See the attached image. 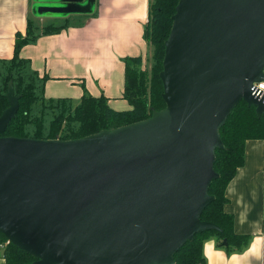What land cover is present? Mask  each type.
<instances>
[{"label":"water","instance_id":"95a60500","mask_svg":"<svg viewBox=\"0 0 264 264\" xmlns=\"http://www.w3.org/2000/svg\"><path fill=\"white\" fill-rule=\"evenodd\" d=\"M37 5L83 12L82 0ZM87 9L93 0H89ZM160 79L166 107L147 120L70 141L5 137L0 116V234L32 264H175L215 201L220 130L240 102L264 115V0H180ZM224 246L228 243L223 242Z\"/></svg>","mask_w":264,"mask_h":264},{"label":"crops","instance_id":"0c3cea01","mask_svg":"<svg viewBox=\"0 0 264 264\" xmlns=\"http://www.w3.org/2000/svg\"><path fill=\"white\" fill-rule=\"evenodd\" d=\"M49 0H0V60L15 54L16 35L26 34L29 19L41 26L69 21L59 34L41 36L22 48L20 57L31 62L40 78H46V99L79 102L85 93L108 100L117 112L132 109L124 98L126 58H146L149 46L145 29L151 0H89L85 9L71 15L39 16L37 5ZM53 2L52 0H50ZM225 212L234 217V232L249 236L243 249L228 253L215 239L204 243L206 264H264V140H249L245 163L225 192ZM0 238V264H7Z\"/></svg>","mask_w":264,"mask_h":264},{"label":"trees","instance_id":"16d2710c","mask_svg":"<svg viewBox=\"0 0 264 264\" xmlns=\"http://www.w3.org/2000/svg\"><path fill=\"white\" fill-rule=\"evenodd\" d=\"M180 0H151L145 40L152 55V75L139 71L143 58H126V85L124 98L132 109L114 111L105 97L95 98L88 93L79 102L71 99H46V78H40L29 60L20 57L22 48L35 44L41 37L59 34L69 27V21H50L41 26L28 20L26 34L18 33L15 54L11 60H0V116L9 107L7 93L13 83L15 95L20 97L19 111L4 134L5 137L38 140L70 141L114 130L152 117L153 112L166 107L163 101L164 87L160 79L165 56V42L169 38L176 7ZM224 150L216 151L215 171L220 175L209 190L215 197L203 212L201 220L211 222L220 231L197 234L192 242L184 245L175 255V264H206L204 243L215 239L217 247L228 253L247 246L250 237L234 232V217L225 212L228 200L225 192L237 170L245 163V145L249 140H264V115L258 116L255 107L240 102L220 130ZM0 238L7 242L0 234ZM224 240L228 245L224 246ZM7 264H32L35 259L12 244L5 248Z\"/></svg>","mask_w":264,"mask_h":264},{"label":"rangeland","instance_id":"374dc122","mask_svg":"<svg viewBox=\"0 0 264 264\" xmlns=\"http://www.w3.org/2000/svg\"><path fill=\"white\" fill-rule=\"evenodd\" d=\"M43 3H46L47 5H51L53 4V2H51L50 0L49 1H44ZM152 55H151V51L149 50L148 54H147V57L144 59L143 58V61H142V65L138 67L137 65V69L139 71H142L144 73H147L149 77H151L152 75V66H153V62H152ZM6 243V242H5Z\"/></svg>","mask_w":264,"mask_h":264},{"label":"built area","instance_id":"2783aa9c","mask_svg":"<svg viewBox=\"0 0 264 264\" xmlns=\"http://www.w3.org/2000/svg\"><path fill=\"white\" fill-rule=\"evenodd\" d=\"M254 94L258 97L264 98V81L254 85ZM6 243L7 245L9 244V242Z\"/></svg>","mask_w":264,"mask_h":264},{"label":"bare ground","instance_id":"6f19581e","mask_svg":"<svg viewBox=\"0 0 264 264\" xmlns=\"http://www.w3.org/2000/svg\"><path fill=\"white\" fill-rule=\"evenodd\" d=\"M6 239V238H5ZM7 240V239H6ZM7 242H9L8 240H7ZM9 244H11L10 242H9Z\"/></svg>","mask_w":264,"mask_h":264}]
</instances>
